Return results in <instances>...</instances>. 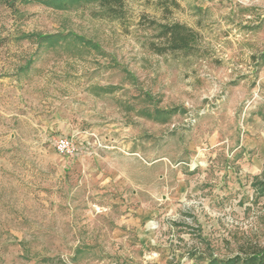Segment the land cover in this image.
<instances>
[{
    "label": "rangeland",
    "instance_id": "1",
    "mask_svg": "<svg viewBox=\"0 0 264 264\" xmlns=\"http://www.w3.org/2000/svg\"><path fill=\"white\" fill-rule=\"evenodd\" d=\"M176 1L0 2V264H207L264 245V0ZM173 22L192 49L153 51ZM60 136L82 153H57Z\"/></svg>",
    "mask_w": 264,
    "mask_h": 264
},
{
    "label": "trees",
    "instance_id": "2",
    "mask_svg": "<svg viewBox=\"0 0 264 264\" xmlns=\"http://www.w3.org/2000/svg\"><path fill=\"white\" fill-rule=\"evenodd\" d=\"M16 1L26 0H0L9 8H14ZM94 1L99 7L104 8L108 15L119 16L124 0H89ZM173 5L178 7L176 0H170ZM66 2H61V7H65ZM166 9V8H165ZM159 31L156 35L157 38L163 40L162 46L153 45V51L157 53H163L165 51H181L188 53L192 49V43L196 40L197 33L185 24L173 22V23H160ZM40 40L45 41L50 38V35H39ZM259 116L264 122V107L259 112ZM256 189H259L260 193H264V173L260 181L255 184ZM239 254L227 259H211L207 264H264V245H254L248 249L240 248ZM43 261L53 262L55 258H44ZM56 264H68L60 259Z\"/></svg>",
    "mask_w": 264,
    "mask_h": 264
},
{
    "label": "built area",
    "instance_id": "3",
    "mask_svg": "<svg viewBox=\"0 0 264 264\" xmlns=\"http://www.w3.org/2000/svg\"><path fill=\"white\" fill-rule=\"evenodd\" d=\"M54 149L57 153L74 157L82 152V147L71 136H60L54 140Z\"/></svg>",
    "mask_w": 264,
    "mask_h": 264
},
{
    "label": "crops",
    "instance_id": "4",
    "mask_svg": "<svg viewBox=\"0 0 264 264\" xmlns=\"http://www.w3.org/2000/svg\"><path fill=\"white\" fill-rule=\"evenodd\" d=\"M80 145H81V147H82V150H83V148H84V145L82 144V143H79ZM82 153V152H81Z\"/></svg>",
    "mask_w": 264,
    "mask_h": 264
}]
</instances>
